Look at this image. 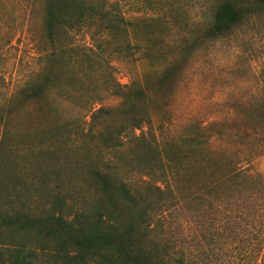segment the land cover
Listing matches in <instances>:
<instances>
[{"label": "rangeland", "instance_id": "1", "mask_svg": "<svg viewBox=\"0 0 264 264\" xmlns=\"http://www.w3.org/2000/svg\"><path fill=\"white\" fill-rule=\"evenodd\" d=\"M80 1L92 11L50 31L47 0H0L1 215L59 209L68 220L107 207L93 195L90 169L108 168L138 191L146 181L162 187L164 177L178 207L135 234L134 250L170 241L187 264H237V239L206 246L203 236L214 198L251 208L264 193L263 6L229 0L248 11L212 37L211 12L227 0ZM75 2L60 0L66 22ZM98 107L110 112L89 122ZM112 208L122 214L118 202ZM129 219L122 214L119 226ZM11 247L30 252V264L61 262L43 232L0 222V264Z\"/></svg>", "mask_w": 264, "mask_h": 264}, {"label": "trees", "instance_id": "2", "mask_svg": "<svg viewBox=\"0 0 264 264\" xmlns=\"http://www.w3.org/2000/svg\"><path fill=\"white\" fill-rule=\"evenodd\" d=\"M259 3L264 8V0H259ZM59 4L60 0L46 2L45 22L50 31L66 23L67 28L72 29L87 12L92 11L89 6L81 5L83 3L79 0L73 7V22H66L59 14ZM247 11L229 0L215 7L207 26L208 36L221 37L229 32ZM112 20L124 23L118 16L112 17ZM88 112L89 122H92L107 115L110 110L98 107ZM140 122L135 120L132 127L138 129ZM105 169H90L88 173L90 184H93V195L98 202L105 201L107 207L96 204L91 213L77 210L68 220L59 209L57 214L49 213L34 219L19 214L4 218L0 213V222L17 230L33 229L38 233L43 232L46 238L50 237L54 242L52 255L61 261L60 264H122L125 261H133V264H187L188 258L185 259L184 253L177 254L174 251L173 254L170 241L163 244L153 243L148 250L142 251L138 246L134 250L135 242L132 241L135 234L143 235L151 223L154 226L162 225L178 207V202L167 189L165 178L160 179V182L163 181L162 187L146 181L142 185L143 191H138L119 180L108 168ZM240 173L237 167L232 168L228 178H235ZM260 179L264 185V178ZM1 180L0 171V187ZM32 182L42 188L47 183L42 177H35ZM257 197L258 201L251 208L250 204L242 201H233L232 206L229 196L214 198L209 210L214 216L206 218L211 229L203 236V240L207 241L206 246L215 241L237 239L240 244L236 248L238 252L233 261L237 264H264V193ZM115 202L120 204L122 214L133 216V219L123 222L122 227L118 221L122 214L114 215L115 209L112 208ZM62 204L63 200L55 197V205ZM63 233L64 238L59 239ZM68 249H71L70 252ZM9 252L12 254L6 258L4 264H30L31 253L24 252L22 247H11Z\"/></svg>", "mask_w": 264, "mask_h": 264}]
</instances>
